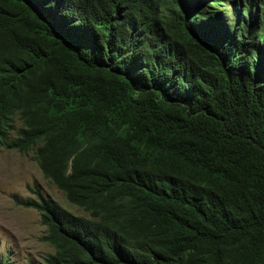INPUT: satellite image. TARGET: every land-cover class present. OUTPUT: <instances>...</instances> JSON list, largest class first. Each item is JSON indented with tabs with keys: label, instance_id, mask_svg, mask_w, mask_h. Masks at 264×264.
Here are the masks:
<instances>
[{
	"label": "trees",
	"instance_id": "trees-1",
	"mask_svg": "<svg viewBox=\"0 0 264 264\" xmlns=\"http://www.w3.org/2000/svg\"><path fill=\"white\" fill-rule=\"evenodd\" d=\"M1 146L29 264H264V0H0Z\"/></svg>",
	"mask_w": 264,
	"mask_h": 264
},
{
	"label": "rangeland",
	"instance_id": "rangeland-1",
	"mask_svg": "<svg viewBox=\"0 0 264 264\" xmlns=\"http://www.w3.org/2000/svg\"><path fill=\"white\" fill-rule=\"evenodd\" d=\"M53 199L79 214L83 211L68 202L64 193L49 183L33 159V152L21 154L0 147V256L5 264L41 263L52 248L43 240L45 226L35 208L15 204L14 198Z\"/></svg>",
	"mask_w": 264,
	"mask_h": 264
}]
</instances>
